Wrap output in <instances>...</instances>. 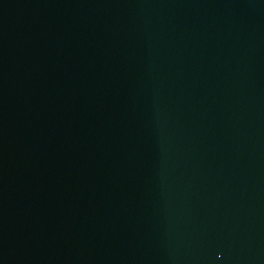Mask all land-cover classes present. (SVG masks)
<instances>
[{
    "label": "water",
    "instance_id": "water-1",
    "mask_svg": "<svg viewBox=\"0 0 264 264\" xmlns=\"http://www.w3.org/2000/svg\"><path fill=\"white\" fill-rule=\"evenodd\" d=\"M0 264H264V0H0Z\"/></svg>",
    "mask_w": 264,
    "mask_h": 264
}]
</instances>
